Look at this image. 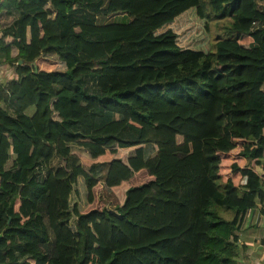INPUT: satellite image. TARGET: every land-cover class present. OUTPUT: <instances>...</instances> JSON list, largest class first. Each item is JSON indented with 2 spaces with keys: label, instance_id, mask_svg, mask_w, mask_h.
Wrapping results in <instances>:
<instances>
[{
  "label": "trees",
  "instance_id": "1",
  "mask_svg": "<svg viewBox=\"0 0 264 264\" xmlns=\"http://www.w3.org/2000/svg\"><path fill=\"white\" fill-rule=\"evenodd\" d=\"M14 14L0 264H236L264 203V0H0Z\"/></svg>",
  "mask_w": 264,
  "mask_h": 264
},
{
  "label": "crops",
  "instance_id": "2",
  "mask_svg": "<svg viewBox=\"0 0 264 264\" xmlns=\"http://www.w3.org/2000/svg\"><path fill=\"white\" fill-rule=\"evenodd\" d=\"M258 6L262 7V4ZM2 18L0 16V19ZM1 24L2 21H0ZM9 68L7 65H0V84L11 80L13 69L10 68L11 71ZM255 169L263 176L264 191V169L262 170L260 166H256ZM238 236L239 249L235 259L236 264H264V203L258 204L245 214Z\"/></svg>",
  "mask_w": 264,
  "mask_h": 264
},
{
  "label": "rangeland",
  "instance_id": "3",
  "mask_svg": "<svg viewBox=\"0 0 264 264\" xmlns=\"http://www.w3.org/2000/svg\"><path fill=\"white\" fill-rule=\"evenodd\" d=\"M2 19H0V21H2V24L1 25H9L10 23L13 22V20L16 18V15L14 14V16H11V17H7V16H4L2 15ZM125 19V17H116L114 19H111L112 21L111 22H115V23H121L123 22ZM217 27L213 26V34H212V42H214L216 38V34L218 33L217 31ZM220 36H223V32L221 33ZM10 69V68H9ZM11 70V69H10ZM12 71V70H11ZM83 85H84V88H86V90L89 92V93H95L97 88H96V85H95V80L93 78H88L86 80L83 81ZM6 111L12 116V112L9 111L8 108H5ZM74 150H78L77 148H73ZM154 152V149L152 146L148 145L146 148H145V155L146 156H149L151 153ZM60 160L55 158L51 164V167L52 169H55L56 167L60 166ZM41 169H43L44 171H46V168L42 165L39 166L38 170L39 172H41ZM45 173V172H44ZM39 176V175H38ZM77 193H72L71 194V197H70V200H69V203H70V206L76 204L79 209H83L85 204H86V194H85V189H84V185H83V181L81 179H79V183L77 184V186L75 187ZM102 196L106 199L107 203H108V209L112 210L113 207L111 206L112 203H111V200H110V197L107 195V193L103 192L102 193ZM46 250L51 254L53 255V246L51 243H49L46 247Z\"/></svg>",
  "mask_w": 264,
  "mask_h": 264
},
{
  "label": "water",
  "instance_id": "4",
  "mask_svg": "<svg viewBox=\"0 0 264 264\" xmlns=\"http://www.w3.org/2000/svg\"><path fill=\"white\" fill-rule=\"evenodd\" d=\"M22 64V60H19V62L17 63V65H21ZM1 237V235H0Z\"/></svg>",
  "mask_w": 264,
  "mask_h": 264
}]
</instances>
